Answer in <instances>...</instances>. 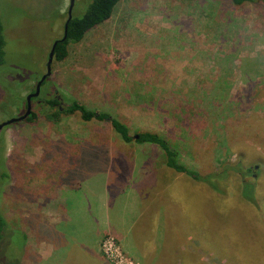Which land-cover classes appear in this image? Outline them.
Wrapping results in <instances>:
<instances>
[{
	"label": "rangeland",
	"instance_id": "rangeland-1",
	"mask_svg": "<svg viewBox=\"0 0 264 264\" xmlns=\"http://www.w3.org/2000/svg\"><path fill=\"white\" fill-rule=\"evenodd\" d=\"M69 2L1 0L0 123L25 113ZM88 2L75 0L73 14ZM188 5L120 0L107 20L69 43L65 59L52 61L31 98L32 119L0 129V264H90L88 257L141 264L120 232L165 264L181 250L180 264H218L226 251L253 262L264 256V8L237 9L241 22L230 36L228 19L217 14V34L201 28ZM53 87L59 98L109 113L132 138L159 133L199 174L241 160L243 168L259 164L261 212L242 201L238 175L229 177L238 192L228 188L221 199L206 183L163 168L156 146L123 142L108 122L56 116L41 103ZM86 222L103 230L87 233Z\"/></svg>",
	"mask_w": 264,
	"mask_h": 264
},
{
	"label": "trees",
	"instance_id": "trees-1",
	"mask_svg": "<svg viewBox=\"0 0 264 264\" xmlns=\"http://www.w3.org/2000/svg\"><path fill=\"white\" fill-rule=\"evenodd\" d=\"M120 0H90L88 5L83 9L80 14H73L71 18L68 20L67 12L63 14V17L60 15V19L63 18V32L62 36L57 38L54 41H57L54 49L53 60L61 61L66 58L68 54V45L69 43H76L81 41L84 36L93 28L107 20L113 13L114 8L118 4ZM189 1V9L191 13L197 15L196 21L199 22L201 28H206L208 30L215 29L216 33L220 32V27L218 25H222L219 21H216V17L219 15L221 19H228V23H230L226 28V32L234 34V29L237 28V24L241 22L240 19H236L234 16V12L237 9H240L245 6H261L264 8V0H187ZM83 2V1H82ZM1 3V0H0ZM75 3V2H74ZM193 4L194 6H191ZM78 2L76 1V8ZM233 14V17L232 14ZM1 14V13H0ZM218 14V15H217ZM227 14L229 17H227ZM231 17V18H230ZM66 24V33H64V26ZM65 34V39L61 38ZM52 45V44H51ZM4 46L5 39L3 35V26L0 15V66L4 63ZM51 48V47H50ZM242 65L240 64V67ZM43 74V73H42ZM41 74V75H42ZM46 78L40 85V89L42 85L45 83ZM37 79L36 83L38 82ZM40 95V93H39ZM46 97V96H44ZM40 99V98H38ZM66 100V103H65ZM41 103L48 106L50 109L55 110V115H76L82 121H91L98 120L108 122L113 131L117 133L120 139L123 142H130L132 139L138 144H149L154 145L160 149L161 158L160 162L162 167L169 170L171 173L179 176L180 174L188 176L193 180H198L200 183H206L209 188L221 199L228 198L230 196L228 192V188H236L238 192L237 186L235 187L231 184L229 177L231 173L234 175H238L240 178V191L242 201L250 208H255V212L257 215L261 212L259 209L261 208L260 197L257 194V185L259 184V178L262 175L261 167L259 164L257 168L255 166L245 167L243 168L242 161H239L235 164H225L223 165L217 172H212L208 174H199L198 172L187 168L183 164L180 163L179 152L176 147L171 144L165 137L160 135L157 132L153 131H141L137 133V137L132 138L129 134L128 127L119 121L118 119L112 117L109 113L98 111L95 109L88 108L84 104L75 101V100H67V98H59L56 95L55 88L53 87L49 92V96L44 98ZM26 106V104H25ZM35 113L32 111L28 117L22 121L29 122ZM241 158H244L242 156ZM246 159V158H244ZM254 175L255 181H250L246 179L247 175ZM240 176V177H239ZM209 177H213L214 180H210ZM220 183L223 184V187L220 189ZM232 191V190H231ZM259 218V217H257ZM6 225V218L0 214V237L3 231V228ZM160 234H158V237ZM227 254V251L224 252V255ZM232 254V253H231ZM264 255V254H263ZM228 263L229 264H264V256H259L258 259L253 262L251 259L245 257V253L243 251L234 252L232 256H229ZM237 257H241L238 259ZM248 260V261H246ZM249 262V263H248Z\"/></svg>",
	"mask_w": 264,
	"mask_h": 264
},
{
	"label": "crops",
	"instance_id": "crops-1",
	"mask_svg": "<svg viewBox=\"0 0 264 264\" xmlns=\"http://www.w3.org/2000/svg\"><path fill=\"white\" fill-rule=\"evenodd\" d=\"M81 206H82V205H81ZM87 214H88V213H87ZM100 219H101V218H99L98 221H100ZM139 219H140V217H137V218L134 220V222H133V224H132V227H133L134 225L138 224ZM93 223H94V222H92V224H93ZM86 225H87V229H88L87 233H89V232H91V234H92V233H99V232H101V230H103V227H101V228H96V229H94V228L91 229V224H90L89 222H86ZM51 227H52V226H51ZM132 227L129 229V234H131ZM49 231H51V230H49ZM119 236H121V237L123 238L125 247L129 248L130 251H132V252L134 253V255L138 257V259L140 260L141 264H165V261L162 260V257H163L162 255H160V258H159L158 255H156L155 253H151V254H148V253H147V254H143V253L141 252V250H144V248H143L141 245H136V244L134 243L132 235L129 236V241H128L127 238H126V234L124 235L123 233L120 232V233H119ZM92 237H94V234L90 236L91 241H93V238H92ZM157 241H160V242L163 244L164 247L166 246V241H165V240H162V238H161L160 236L158 237V240H157ZM183 251H185V250H181V251H179V252H183ZM179 252L174 251V253H175V258L173 259V263H174V264H180L179 255H178ZM188 252H189V254L191 253V254L194 256V252H190V251H188ZM196 254H197V253H196ZM153 255L156 256L155 258H157L158 261H153V260H152ZM232 255H233V254H232ZM232 255H231V256H232ZM165 257L168 259L167 256H165ZM194 257H195V256H194ZM199 257H201V256L199 255ZM228 258H230L228 254H226V255H220L218 264H229V263H228ZM237 258H238V259H241V257H237ZM88 260H89V263H90V264L93 263V259H91V258L88 257ZM195 262H196V261H195ZM103 263H104V262H103ZM248 263H249V262H248ZM195 264H201V262H200V261H197ZM208 264H210V263H208ZM239 264H244V263L242 262V263H239ZM250 264H254V263H250Z\"/></svg>",
	"mask_w": 264,
	"mask_h": 264
},
{
	"label": "water",
	"instance_id": "water-1",
	"mask_svg": "<svg viewBox=\"0 0 264 264\" xmlns=\"http://www.w3.org/2000/svg\"><path fill=\"white\" fill-rule=\"evenodd\" d=\"M74 2L75 0H70L69 2V6H68V9H67V15H68V20L71 18V15H72V9H73V6H74ZM64 33H66V24L64 26ZM65 34L64 36L61 38L62 40L65 39ZM57 41H54L50 50H49V53H48V58H47V62H46V67H45V72L41 75L40 79L38 80L36 86H35V91L32 92V93H29L27 96H26V100H27V105H26V111L23 115L21 116H18V117H13L7 121H4L2 123H0V129L8 124H11V123H14V122H17V121H21V120H24L28 117V115L30 114V110H31V98L33 97H36L39 95L40 93V85L41 83L47 78L50 76L51 74V63L53 61V55H54V49H55V45H56ZM137 137V135L135 136ZM258 166H255V168H257Z\"/></svg>",
	"mask_w": 264,
	"mask_h": 264
}]
</instances>
